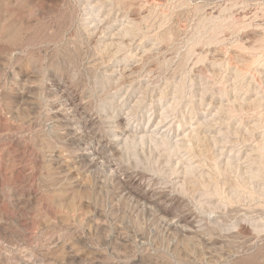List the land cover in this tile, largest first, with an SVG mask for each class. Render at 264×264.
<instances>
[{"label":"rangeland","instance_id":"1","mask_svg":"<svg viewBox=\"0 0 264 264\" xmlns=\"http://www.w3.org/2000/svg\"><path fill=\"white\" fill-rule=\"evenodd\" d=\"M0 264H264V0H0Z\"/></svg>","mask_w":264,"mask_h":264},{"label":"bare ground","instance_id":"2","mask_svg":"<svg viewBox=\"0 0 264 264\" xmlns=\"http://www.w3.org/2000/svg\"><path fill=\"white\" fill-rule=\"evenodd\" d=\"M153 127V126H152ZM72 130V129H71ZM156 130V129H155ZM159 130V129H158ZM117 140V139H116ZM115 141V140H114Z\"/></svg>","mask_w":264,"mask_h":264}]
</instances>
